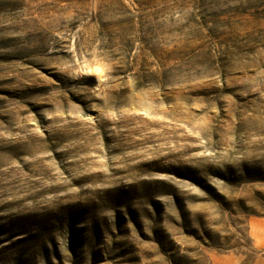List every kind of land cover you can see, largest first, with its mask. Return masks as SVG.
I'll return each mask as SVG.
<instances>
[{
  "label": "rangeland",
  "instance_id": "374dc122",
  "mask_svg": "<svg viewBox=\"0 0 264 264\" xmlns=\"http://www.w3.org/2000/svg\"><path fill=\"white\" fill-rule=\"evenodd\" d=\"M264 213V0H0V264H209Z\"/></svg>",
  "mask_w": 264,
  "mask_h": 264
},
{
  "label": "crops",
  "instance_id": "0c3cea01",
  "mask_svg": "<svg viewBox=\"0 0 264 264\" xmlns=\"http://www.w3.org/2000/svg\"><path fill=\"white\" fill-rule=\"evenodd\" d=\"M247 236L252 254L214 253L209 264H264V213L250 215L246 221Z\"/></svg>",
  "mask_w": 264,
  "mask_h": 264
}]
</instances>
